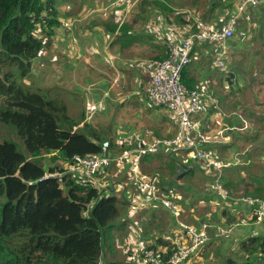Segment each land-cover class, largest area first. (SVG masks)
<instances>
[{"label": "trees", "instance_id": "16d2710c", "mask_svg": "<svg viewBox=\"0 0 264 264\" xmlns=\"http://www.w3.org/2000/svg\"><path fill=\"white\" fill-rule=\"evenodd\" d=\"M213 1L205 0L202 4L198 0L199 7H195V0H192L190 6L194 5L192 9L196 10L197 16L208 20L216 5ZM137 2V15L129 21L101 19L102 24L113 32L114 38L120 39V47L128 44V38L135 35L136 29L141 30L139 24L134 23L141 15L140 9L143 10L147 4L174 25L188 22L183 12L176 10L182 5L176 4L175 0ZM59 26L62 24L55 0H0V264H99L103 253H108L104 246L112 237L111 229H123L133 219L127 214L128 203L123 193L118 195L104 188L83 186L71 172H64L59 177H46L47 172L60 170L63 163L71 162L73 155L97 153L103 140L112 144L109 126L95 127L84 122L73 129L84 118L83 112L76 117L72 115L76 112L68 114L65 106L44 89L24 82L38 56L49 44L51 34ZM165 56L166 51L152 58ZM184 68L181 80L190 88L183 77ZM227 74L230 83L232 74L228 71ZM250 111L247 116L257 125L264 112L253 120ZM263 126L259 125L254 134L233 132V138L252 143L259 137ZM12 135L19 139L22 147ZM241 146H238L239 150ZM256 148L260 152L261 148ZM117 149L119 152L128 147L119 146ZM251 149L241 151V155L248 157ZM51 151L54 152V164L45 166L43 155ZM149 156L162 158L159 159L161 164H156V160L152 162ZM143 159L154 168L144 174L158 175L162 181L185 174L178 159L170 154H144ZM189 163L193 165V162ZM226 166L222 167L221 174ZM177 168H180L179 172ZM102 170L97 176L104 182ZM250 178L242 193L264 197V180ZM220 184L228 190V184L232 182L223 181L221 176ZM189 203L193 206L197 200L194 198ZM153 211L149 210L150 219L145 224L150 227L149 236L154 238L149 247L167 252L171 247V242L165 238L168 231L163 232L161 225L151 227ZM191 215L182 220L190 222ZM219 254L223 264H264V233L240 237L234 255L225 258L221 252ZM107 264L120 262L111 258Z\"/></svg>", "mask_w": 264, "mask_h": 264}, {"label": "crops", "instance_id": "0c3cea01", "mask_svg": "<svg viewBox=\"0 0 264 264\" xmlns=\"http://www.w3.org/2000/svg\"><path fill=\"white\" fill-rule=\"evenodd\" d=\"M95 2L96 1H94V3ZM216 5L213 9L214 13L211 15L213 19L221 15H226L232 9L229 5H227V3H219V6ZM125 11L128 16L126 18L123 16L122 19L125 21L131 20L129 11ZM156 15H159L161 18ZM250 15L252 16L250 17ZM77 18L78 20L74 23V27L73 25L69 28L59 26L58 29L60 28L61 30H57L56 35L62 41H65V39L69 41V38H71L72 43L74 42V49H77V46L80 44L84 46L89 44L91 45L85 47L86 55L83 52H78V50H68V58L61 61V63L59 62L61 73L58 74H60V77L62 78L61 87H66L70 84L71 88L69 89H76V85L72 82L73 72H71L69 76L67 73H63V71H68L69 68L75 67V65L79 63V58H86L88 72L91 74L93 72V75L97 79L95 80V84L93 83L94 85L87 89V94L90 99L84 104V106H82V109L81 107H78L77 104L73 106L70 105L68 108L65 107V109H71L68 111L70 113L77 112L78 110L87 112L88 104L91 101H99V103L97 102L98 106L93 111V121L91 124L95 127L98 125L110 127L112 130L111 147L114 152L118 151L117 147H119L114 141L118 131L131 132L145 139H151L156 136H170L175 130V125L171 116L166 109L152 105L143 93L144 88L150 81V74L144 70L141 64H143V62L147 59H151L149 57L161 56L165 53L164 34L166 32V28L174 24L170 23L162 15L155 13L154 16L151 17V20L154 21V24H157V27H146L147 29L144 31L136 29L135 35L128 38V44L125 45V47H120V39L117 37L114 38L113 32L109 31L102 24V18L99 16V13L93 14L92 12H87L81 14ZM58 19H67V17H64L62 13H58ZM105 19H108V17H105ZM239 22H243L244 24L246 22V25L240 27ZM250 24L255 25L251 26ZM247 25L249 26L248 28ZM146 33L151 36H145ZM76 36L78 38L81 37L79 41L80 43H78ZM257 40H260L262 44L258 45L259 42ZM225 44L226 58H228L226 59V69H218L212 66V59L217 49L213 42H206L193 48L191 52V60L184 68L183 72V77L185 78V81H188V85H190L191 88L195 87L202 89L210 95V99L205 101V107L202 108L199 115L197 114L194 116L195 120L200 123L201 130H205L207 132L206 135L215 134L217 127L219 126L218 129L221 127L220 125L224 122V119L233 122V120L228 119L227 116L221 115V109L217 106V102H219L220 99H222V101H227L228 95L231 94L234 105L228 104L227 111L238 108V106H242L244 103L250 104L245 101V97L248 95L247 92L250 90L253 91L250 96L252 97V104L259 105L257 102L258 98L259 100H264V2L257 4L256 6L246 7L243 14L237 19L233 36L226 40ZM60 49L65 50L63 46H61ZM134 49H136V51ZM98 50L101 52L100 54H97ZM103 52L110 54L113 58L110 60V63L107 58L104 60V57L101 56ZM133 52H135V54H132ZM256 57L259 59V63L255 61ZM114 61L119 70L122 72L124 70L126 71L123 74L116 68L114 70H116L118 75L114 76L112 80H108L106 73L109 71L108 67L110 64L112 67H115ZM227 71L232 74L230 83L227 81ZM63 74H66V76L64 77ZM112 74L115 75L113 72ZM63 81H65L66 84H64ZM79 84L83 85L82 88L86 85L83 81L79 82ZM229 84L230 87L228 86ZM212 98L214 99V102H212ZM248 111H250V109L246 107V114ZM85 119L86 120L82 119L78 125L73 126V129L82 126L84 122H89L87 118ZM238 123L240 124V122L236 120L235 125H238ZM233 131L238 132L237 130L228 129L222 133L221 137L224 136L227 138L224 142L219 141V137L214 135L210 137V141L205 144L209 149H211L210 152L214 153L220 160L226 163L230 162L220 158L217 152H223L226 147H229L228 149H231L235 145L238 147L239 145H243L245 142L243 140H240V142L235 140L233 136H231ZM159 155L162 156L161 154ZM179 156L185 157L184 155L179 154L171 157L177 158L179 162ZM149 157L152 162L153 160L157 161L162 159L154 158V156ZM146 162L147 160L143 159L141 167H144V165L147 164ZM158 164H161V162ZM127 165L128 163L124 165L116 164L113 166L116 169L110 166L109 168H105L101 171L103 180L106 184V187H104L105 190H113L114 193L118 195H121L124 192L122 196L125 197L126 189H124V182L130 177L129 166ZM227 167L228 166L223 169L222 177H225L224 181L232 182V184H228V186H232V189L235 192L242 193L243 190L237 189L240 182L243 180L241 179L239 181L238 179L240 177L238 178L235 173L233 175H228L230 170H228ZM183 168V172L185 174L182 175V177L175 179L168 177L165 180L166 186H170L173 189L175 187L180 188L178 190L185 191L189 194L187 196L192 195V198L189 197V201L194 198L197 200L195 208L203 205L200 207L204 210V212H201L211 221H223L221 209L216 210L213 214L209 213L214 210L220 202L224 206H228V209L240 208L250 211L245 204L239 202L240 196L246 194L232 197H228L229 194L223 196L221 195V192L210 188L212 173L208 170L201 168L197 163L190 165L189 161L183 163ZM113 170L117 172L112 175L108 174ZM122 171L125 172L126 175L123 173V176H119L118 174L122 173ZM142 172L145 173L143 168ZM196 179H198L199 182H194ZM118 184H122L123 186L119 188ZM201 190H206L204 196ZM228 190L226 189L227 193H229ZM201 199L204 200L201 201ZM226 201L228 202L226 203ZM208 204H212L213 207L209 209V206L207 207ZM157 208L162 207L156 206L152 210ZM162 211L167 214L166 218L154 214V218L151 219H153L152 224H155L156 221H158L157 225H161V229L164 230L163 232H166L172 228L174 218L167 209L162 208ZM229 211L232 213V210ZM179 217L183 218L181 213ZM249 218H252V216H249ZM247 220L249 219L247 218ZM197 223L199 222H196V224ZM262 224L263 223H256L253 220L246 222L244 225L240 224L234 228L231 236L226 238V240L229 241V244H231V241L235 244L239 241L240 237L249 233H264V226H262ZM205 245L203 246L201 254L205 252ZM216 245L217 244H215V246H211V244H209L212 252L214 254L218 253V255L220 252L223 253L222 251L224 248H217ZM101 257H103L104 260L106 258V254L103 253Z\"/></svg>", "mask_w": 264, "mask_h": 264}, {"label": "built area", "instance_id": "2783aa9c", "mask_svg": "<svg viewBox=\"0 0 264 264\" xmlns=\"http://www.w3.org/2000/svg\"><path fill=\"white\" fill-rule=\"evenodd\" d=\"M126 1L128 0H111L104 7L97 6L96 10L102 18H105L110 11L125 4ZM262 2L264 0H227L226 3H229L232 9L226 15L211 20L193 14L194 10L191 8L182 9L184 15L192 18V23L167 27L164 34L167 55L161 59H147L141 64L150 74V81L143 93L152 105L166 109L171 116L175 130L170 136L145 139L131 132L118 131L114 139L115 144L128 149L113 154V151L109 150L110 142L103 140L99 152L75 154L71 162L63 163L62 169L49 171L46 174V177H59L64 172H71L81 185L103 189L106 184L97 176L99 171L109 168L113 162L118 165L128 163L130 177L124 182L125 200L128 203L127 214L133 217L144 209L160 206L167 209L174 218L172 228L165 234V238L171 242L167 252L164 249L149 247L154 242L150 238H144L146 241L138 239L142 248L141 264H184L186 260L199 258L212 231L213 234L228 237L236 226L233 222L215 226L207 221L199 222V225L195 226L182 220L178 215L181 202L177 193L172 187L166 186V179L162 181L158 175L142 173L141 163L144 154L161 152L171 156L184 155L185 157L179 156V164L182 167L186 161L199 164L201 168L212 173L210 188L222 194L226 193V189L220 184V179L222 167L228 163L210 152L211 149L205 145L209 141L207 135L194 118L205 107V101L210 99V95L202 89L186 87L182 83L181 72L190 62L193 48L206 42H213L216 45L217 51L213 56L212 66L226 69L225 42L233 36L237 19L247 6H256ZM60 21L64 27L72 26L70 19ZM146 27L149 28L147 25ZM97 102L91 101L88 104L89 116H92L98 106ZM212 102H214L213 98ZM241 120L243 122L245 120L240 119V124L246 127ZM223 132L224 130L221 129V135ZM179 171L180 168H177V172ZM122 186L120 184L119 188ZM161 188L166 189V193H161ZM239 202L249 208L254 222L264 224V197L242 195ZM102 261L99 258L98 263L104 264Z\"/></svg>", "mask_w": 264, "mask_h": 264}, {"label": "rangeland", "instance_id": "374dc122", "mask_svg": "<svg viewBox=\"0 0 264 264\" xmlns=\"http://www.w3.org/2000/svg\"><path fill=\"white\" fill-rule=\"evenodd\" d=\"M94 1H96V2L94 3ZM110 1L111 0H55V7L57 9V13H62V15L64 17H67V19L69 18L70 20H72V25L74 27V23L78 20L77 17H79L81 14H84L87 12H92L93 14L99 13V11L96 10V7L97 6H103L104 7V6L108 5ZM137 1H139V0H128V1H126L125 4H122L119 7L115 8L114 10L110 11L109 15H108V19H110V20L112 19V20H114V22H116V21L122 22L123 16H124V18H126L128 16V14L126 13L125 10L129 11V13L131 15V19L134 18V15H137V6H139V2H137ZM183 1L184 2H182L180 0H175L176 4L182 5L176 9L177 11L182 12L183 11L182 9L194 7V5L190 6V3L192 0H183ZM204 1L205 0H200V2L202 4H204ZM216 2H217L216 6H219V3L225 4L227 2V0H214L213 4H216ZM183 3L185 5H183ZM198 4H199L198 0H195V5H196L195 7H199ZM140 10H141V15L136 18V19H138V18L139 19L137 21H135L134 24H139V26H140L139 28L143 31L145 29H147L146 25L148 27H157V24H154V21L151 20V17H153L155 14V11L153 10L152 6L147 4L144 6L143 10L142 9H140ZM193 10H194L193 14H195L196 10L195 9H193ZM212 13H214V10L212 11ZM99 16L102 18L101 15H99ZM251 16L252 15H250V17ZM185 18L188 19L187 23H189V24L192 23V18L190 16L185 15ZM208 19L211 20L213 18H212V16H210V18H208ZM239 23H240V25H239L240 27L246 25V22H245V24L243 22H239ZM250 25L252 26L255 24H250ZM257 26H259V25H257ZM248 27L249 26L247 25V28ZM63 28H67V27H63ZM57 30L60 31L61 29L59 28ZM57 30H55V32L51 34L49 44L47 45V47H45V50L44 51L42 50L41 54L38 56V58L35 62V65L32 67V69L30 71V74L24 78V82L26 84L32 86V87H39V88L44 89L48 95L55 98L60 104L64 105L66 108H68L70 105L73 106V105L77 104L78 107H81V109H82V106H84V104L87 101H89V99H90L88 94H87V89L90 86L95 84V80L97 78L93 75V72H92V74L90 72H88L87 65H86V62H87L86 58H79V63L77 65H75V67L69 68L68 71H63V73H67L69 76H70L71 72H73L72 82L74 83V85H76V89L75 88L69 89V88H71L70 84L67 85L66 87H61L62 78L60 77V74H58V73H61V69L59 67V62L61 63V61L68 58V56H67L68 50H76V51L78 50V52H83L86 55L85 47H88L91 44H89L87 46L80 44L77 46V49H74V47H73L74 42L72 43L71 38H69V41L67 39H65V41H62L56 35ZM77 34H78V32H77ZM76 38H77L78 43H80L79 41H80L81 37L78 38L76 36ZM257 41L259 42L258 45L262 44L260 40H257ZM61 46H63L65 48V50L60 49ZM94 47H96V46H94ZM134 50L136 51V49H134ZM100 53L101 52L98 50L97 54H100ZM132 54H135V52H133ZM166 55H167V53H166ZM101 56L104 57V60L107 58L109 60V63H110V60L113 59L110 56V54H107L105 52H103V54ZM149 58H152V57H149ZM101 59H102V57H101ZM255 61H257V63H259V59L257 57L255 58ZM114 66L115 67H112V65L110 64V66L108 67L109 71L106 73L108 80H112V78L114 76L118 75L116 70H114L117 68L115 65V61H114ZM111 71L115 75H113ZM118 71H120V73L124 74L126 70H124L122 72L121 70L118 69ZM63 75H64V77L66 76V74H63ZM82 81L84 83H86V85L83 88H82L83 85L79 84V82H82ZM63 82H64V84H66L65 81H63ZM84 90H85V93H84ZM252 93H253L252 90L248 91L247 92L248 95L245 97V101L249 102L250 104L244 103V104H242V106H238V108H234L233 110L231 109V110L227 111L228 104L234 105L231 94L228 95L227 101L226 100L222 101V99H220L219 102H217L218 108L221 109V110L219 109L221 112V115L227 116L228 119H232L233 122L227 121V119H224V122L221 123V125H220L221 127L219 129H218L219 126L217 127V131H215V134L207 135V138L209 141H210V137H212L214 135L218 136L219 141H221V142H224V140H227L226 137H224V136L221 137L220 129H223L224 131H226L228 129L231 130L233 128V130H237L238 132L243 133L244 131H246L247 134H254L259 129V127H258L259 125H261V126L264 125V117L263 116L260 115L261 121L258 122L257 125H255L256 123L253 124L252 122H250V120L246 114V107L251 110L250 112L252 113V119L253 120L259 114H262L264 112V104H263L264 100H259V98H258L257 102L259 105L255 106L254 104H252V99H251L252 97H250L252 95ZM241 96H240V100H241ZM85 109H86V106H85ZM70 110L71 109H68V110H66V112H68ZM82 112L84 115L83 120H86L85 118H87L89 120V123H91L93 121V119H92V116H89L88 111L86 112L83 110L82 111L79 110L75 114H72V115H75V117H76V116H79V114H81ZM69 113L70 112H68V114ZM240 119L245 120V122H243L242 120L241 121L246 124V127H244L242 124H239V123H238V125H235L236 120L240 121ZM225 127H227V129H224ZM204 134H207V132L205 131ZM258 134H259V137L256 138L252 143L245 141L243 143V145L241 146L240 150L235 145L234 147L231 148L232 150L228 149L229 147L228 148L226 147V148H224L223 152H220V153L217 152L219 154L220 158L230 162L227 165L228 166L227 169L230 170L228 175H233L235 173L238 178L240 177L238 179L239 181L241 179H244L243 181L240 182L237 190H243L242 188L244 187V185L246 183H249L248 180L252 179V178H250V176H253L256 179L258 178V179L264 180V153H263V150H264V126L261 127ZM231 136H233V133L231 134ZM12 137L19 143V139L15 135H12ZM256 146H259L261 148L260 152L256 148ZM19 147H22L20 143H19ZM248 148H253V149H251L249 151L248 157H243L241 155V151H246ZM22 149L25 150V148H22ZM109 150L112 152L111 146L109 147ZM113 154H115L114 151H113ZM53 155H54L53 151L44 153L43 157H44L45 166H49V164H54L55 160L52 159ZM159 162L160 161L157 160L155 163L157 164ZM114 165H116V162H113L111 164V167H113ZM113 168H115V167H113ZM142 168H143L144 172H147L149 169L154 170L152 165H148V164H145L144 167H142ZM116 172L117 171L113 170V171H110L108 174L112 175L113 173H116ZM123 173H125V172L122 171V173H119L118 175L123 176ZM125 175H126V173H125ZM145 175H150V173L145 174ZM224 178L225 177H222L223 181H224ZM194 182H199V180L196 179V180H194ZM119 187H120V185H119ZM178 189H180V188H177V187L174 188V191L177 193L179 201L182 203V204L180 203L181 206H180L179 215L181 213V216L184 218L188 214H192L191 218H190V222H187V223H190L192 225L197 226V225H199V223L196 224V222H200V221L202 222V220L203 221L205 220V221L210 222L212 225H215V226L218 224H226V223H231V222L236 223V226H238L240 224L244 225L246 222H250L253 220V218H249V216H252L250 211H246L245 209H240V208L228 209V206H224L220 202L219 205L216 206L215 209L210 211L209 213L213 214L216 210L221 209L223 221H217V220L211 221L206 216H204L203 213L201 212V211L204 212V210L201 209V207H200L203 205H200L198 208H195V205L192 206L189 203V199L192 198V195L187 196L185 192H182L183 190H178ZM111 191L114 193L113 190H111ZM201 192H203V196H204L206 193V190H201ZM228 192L229 193L226 192L225 194H221V195L226 196L229 194L228 197H232V196H239V195L243 194V193L235 192L232 189V186H229ZM161 193H166V192L161 190ZM202 200H204V199H201V201ZM199 201H200V199H199ZM227 202L228 201H226V203ZM208 206H209V209H211L213 207L212 204H208L207 207ZM154 208L155 207L150 208V209H145L144 211H142L138 215H134L131 222L128 223L127 225H125V227L123 229H120V230H118V229L115 230L114 228L111 229L112 237L107 241L106 245L104 246V250H106L108 252V253H106L107 257L104 260H103V257H101V259L103 260L102 262L104 264H107V262H109L111 260V258H112V260H115L116 262H120V264H141L140 257H141L142 248H141V242H139L138 239L143 240V241H146V239H144V238H150L151 240L154 239L152 236L151 237L149 236L148 230L150 227L147 228L145 226V224L150 219L149 210L154 209ZM229 210H232V213H230ZM153 212L157 216H158V214H160V216H163V218H166V216H167V214L163 213L162 208H157ZM247 218L249 220H247ZM157 222L158 221H156L155 224H151V227H155L157 225ZM115 223L118 224L117 222H115ZM193 223H195V224H193ZM236 226H235V228H236ZM262 226H264V224H262ZM212 232L210 234V238H209L207 244L205 245V253L199 258L195 257V258H191L190 260H186L184 262V264H212L214 262H217L216 264H223V261H222V258L220 257V254L219 255H218V253L214 254L212 252V250L210 249L209 244H211V246H215V244H217L216 245L217 248L218 247L224 248L222 251L223 253H221V254H223L225 256V258L227 256L235 254L236 248H237V243L233 244V241L230 240L231 244H229V241L226 240V238L230 237L231 234L228 237H223V236H220L217 234H213ZM252 234H256V233H252ZM162 236H163V234H162Z\"/></svg>", "mask_w": 264, "mask_h": 264}, {"label": "bare ground", "instance_id": "6f19581e", "mask_svg": "<svg viewBox=\"0 0 264 264\" xmlns=\"http://www.w3.org/2000/svg\"><path fill=\"white\" fill-rule=\"evenodd\" d=\"M227 192V191H226Z\"/></svg>", "mask_w": 264, "mask_h": 264}]
</instances>
